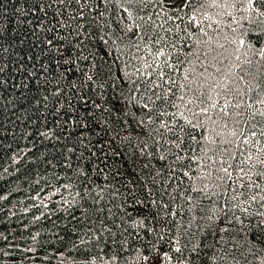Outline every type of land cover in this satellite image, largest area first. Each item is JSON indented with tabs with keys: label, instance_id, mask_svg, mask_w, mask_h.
Segmentation results:
<instances>
[{
	"label": "trees",
	"instance_id": "trees-1",
	"mask_svg": "<svg viewBox=\"0 0 264 264\" xmlns=\"http://www.w3.org/2000/svg\"><path fill=\"white\" fill-rule=\"evenodd\" d=\"M0 264H264V0H0Z\"/></svg>",
	"mask_w": 264,
	"mask_h": 264
},
{
	"label": "rangeland",
	"instance_id": "rangeland-1",
	"mask_svg": "<svg viewBox=\"0 0 264 264\" xmlns=\"http://www.w3.org/2000/svg\"><path fill=\"white\" fill-rule=\"evenodd\" d=\"M185 0H168V3L174 6L182 5Z\"/></svg>",
	"mask_w": 264,
	"mask_h": 264
}]
</instances>
